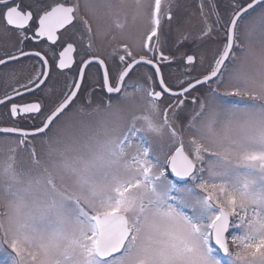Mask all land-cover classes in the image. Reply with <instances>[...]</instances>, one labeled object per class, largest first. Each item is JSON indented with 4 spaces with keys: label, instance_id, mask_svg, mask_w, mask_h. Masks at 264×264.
<instances>
[{
    "label": "snow or ice",
    "instance_id": "6c2138e0",
    "mask_svg": "<svg viewBox=\"0 0 264 264\" xmlns=\"http://www.w3.org/2000/svg\"><path fill=\"white\" fill-rule=\"evenodd\" d=\"M33 3L0 0L15 33L0 69L31 62L0 93V264H264V0H199L202 27L170 45L177 0ZM98 10L120 30L141 20L140 41L94 48ZM177 61L172 85L162 65ZM93 65L95 104L94 88L81 97ZM74 67L52 99L53 70ZM129 89L143 111L121 110Z\"/></svg>",
    "mask_w": 264,
    "mask_h": 264
},
{
    "label": "flooded vegetation",
    "instance_id": "af4514ba",
    "mask_svg": "<svg viewBox=\"0 0 264 264\" xmlns=\"http://www.w3.org/2000/svg\"><path fill=\"white\" fill-rule=\"evenodd\" d=\"M25 3H29L30 0H24ZM51 2V0H34L33 7H35L37 4H43ZM81 3V14H84V4L85 0H80ZM105 10H98L97 15L100 17H103L99 20V22L93 23V46L94 48L102 49L104 52H111L113 48H119L120 43L122 42H131V41H137V39L134 38L132 35L130 38L128 36V22L127 19L125 20L123 17H121V22L124 23V28L122 30L116 29L114 26V17L112 16H104ZM109 32L110 35L105 36L103 33ZM99 33V34H97ZM115 36V39H112L111 37ZM15 41V33H9L6 31L5 26L2 22H0V53H2L5 50H10L13 43ZM43 45H37L33 43H28L26 47L28 48H34V47H42ZM75 59L79 61V55H76ZM112 67V65H110ZM164 65H162V72H163ZM12 69H15V77H21L26 74L27 72L31 71V62L28 60H25L20 65H10L8 68L0 69V93H2L5 90V85L11 84L14 80V76L12 73ZM77 69L74 67L73 70L67 74L59 73L55 69L53 70V75L49 81V85L52 88L51 97L52 99H55L56 96L59 95L61 89H63L65 82L68 78H70L72 75H75ZM88 78L85 80V86L84 90L81 92V97L83 98L85 92H87L89 89L94 88L96 90V96L93 98L94 104L96 102L100 101L101 96L103 95L101 90V84H102V73L96 72V66H91L88 70ZM149 69L146 67H140L136 71L132 73V76L129 80V83H137L139 78L141 79V82L144 83V75L146 72H148ZM131 92L132 90L129 89ZM48 96V90L45 89L42 93H37L36 96ZM33 96H26V100L34 99ZM122 100V99H121ZM116 102L115 99L113 101ZM51 101L49 99L45 100V111H47V108L50 106ZM77 103H80L78 100ZM3 109H0V112H2ZM41 117H36L34 119H25L21 121V124L25 127H30L34 122L38 123L39 119ZM40 140H34L33 144L37 146V143Z\"/></svg>",
    "mask_w": 264,
    "mask_h": 264
},
{
    "label": "rangeland",
    "instance_id": "374dc122",
    "mask_svg": "<svg viewBox=\"0 0 264 264\" xmlns=\"http://www.w3.org/2000/svg\"><path fill=\"white\" fill-rule=\"evenodd\" d=\"M113 2L119 3L120 0H113ZM123 2L128 5H134L135 0H123ZM198 2L199 0H177V6L173 9V11L176 12L177 19L173 22L171 30L169 31V45L171 44V41L178 37L181 33H190L194 35L202 27L201 18L197 8ZM127 22L129 25L127 31L129 38L133 35L139 42L141 34L144 31L143 22L139 19L133 20L131 14L128 15ZM165 29L168 31L167 25H165ZM201 51H204L206 55L211 58L212 52L210 49H201ZM201 70L202 69L198 64L196 70L191 72V75L196 76ZM162 73L168 83L175 85L177 81L185 79L186 69L181 62L177 61L172 64H164ZM137 83L143 85L140 78ZM199 91H202V89ZM197 94L198 92H193L191 95L195 96ZM190 100L191 96L189 97V101ZM161 103L162 106H166L167 104L175 103V100L165 96ZM120 107L122 111H128L130 109L138 112L143 111L139 93L132 92L127 99H122L120 101ZM86 118L87 117H85V119ZM185 139L187 140V136ZM35 147L38 153H44L47 150L46 147L41 144V141H38L37 146ZM5 152L6 146L0 145V159H3ZM20 156L25 162H27L26 152L21 153Z\"/></svg>",
    "mask_w": 264,
    "mask_h": 264
}]
</instances>
